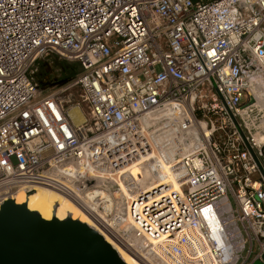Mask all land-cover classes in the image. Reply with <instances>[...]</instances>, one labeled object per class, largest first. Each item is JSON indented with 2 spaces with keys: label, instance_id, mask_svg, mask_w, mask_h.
Returning <instances> with one entry per match:
<instances>
[{
  "label": "built area",
  "instance_id": "obj_1",
  "mask_svg": "<svg viewBox=\"0 0 264 264\" xmlns=\"http://www.w3.org/2000/svg\"><path fill=\"white\" fill-rule=\"evenodd\" d=\"M257 159L264 0H0V198L49 186L150 264H249Z\"/></svg>",
  "mask_w": 264,
  "mask_h": 264
},
{
  "label": "bare ground",
  "instance_id": "obj_2",
  "mask_svg": "<svg viewBox=\"0 0 264 264\" xmlns=\"http://www.w3.org/2000/svg\"><path fill=\"white\" fill-rule=\"evenodd\" d=\"M70 110L71 114H76V109L71 108ZM134 168L135 171L146 173L143 162L139 167L135 166ZM113 177L115 181L119 182L117 176ZM145 187L150 189V184ZM20 211H26L30 219L39 213L42 218L53 220L52 225L55 233L50 248H55L61 237L72 236L78 241H83L87 236H98L112 247L121 258L122 264H150L146 255L135 251L131 243L118 236L106 222L105 224L101 223L95 214L85 212L69 197L49 186L32 184L0 198V236L5 239L8 237L12 218ZM123 216L124 221L120 225L121 229L123 227L129 229L133 224V218L126 211ZM157 241L155 238H150L146 241L143 240L142 243L151 244V242Z\"/></svg>",
  "mask_w": 264,
  "mask_h": 264
},
{
  "label": "water",
  "instance_id": "obj_3",
  "mask_svg": "<svg viewBox=\"0 0 264 264\" xmlns=\"http://www.w3.org/2000/svg\"><path fill=\"white\" fill-rule=\"evenodd\" d=\"M257 161L264 177V166ZM52 223L39 213L30 219L26 211L18 212L8 237L0 236V264H122L112 247L98 236H87L83 241L61 237L55 248H50L55 233ZM249 264H264V259H253Z\"/></svg>",
  "mask_w": 264,
  "mask_h": 264
},
{
  "label": "rangeland",
  "instance_id": "obj_4",
  "mask_svg": "<svg viewBox=\"0 0 264 264\" xmlns=\"http://www.w3.org/2000/svg\"><path fill=\"white\" fill-rule=\"evenodd\" d=\"M72 65V64H69ZM40 71H44V67H42V69H40ZM55 76L54 78L57 80H53L52 83H47L49 85L48 88H52V89H57L59 87H61L64 83H66L67 81H69L72 77H74V74L72 73V71L68 68L64 69V70H60L59 67H56V70L54 71ZM40 79V77H39ZM56 83V84H53ZM46 84V85H47ZM247 251H244V254H246Z\"/></svg>",
  "mask_w": 264,
  "mask_h": 264
},
{
  "label": "flooded vegetation",
  "instance_id": "obj_5",
  "mask_svg": "<svg viewBox=\"0 0 264 264\" xmlns=\"http://www.w3.org/2000/svg\"><path fill=\"white\" fill-rule=\"evenodd\" d=\"M53 72H54V67L50 68V70H48V71H45V70L43 72L41 71L42 74L40 75V80L43 81L45 79L46 75L47 76L49 75L46 83H52L54 80V76H55V73H53Z\"/></svg>",
  "mask_w": 264,
  "mask_h": 264
},
{
  "label": "trees",
  "instance_id": "obj_6",
  "mask_svg": "<svg viewBox=\"0 0 264 264\" xmlns=\"http://www.w3.org/2000/svg\"><path fill=\"white\" fill-rule=\"evenodd\" d=\"M66 68H67V67H64L63 70L66 69ZM68 69H69V68H68ZM72 73L75 75L74 71H72Z\"/></svg>",
  "mask_w": 264,
  "mask_h": 264
}]
</instances>
